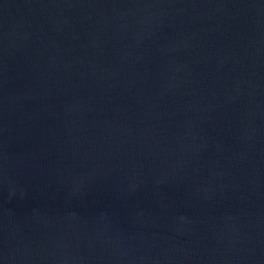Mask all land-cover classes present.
<instances>
[{"label":"water","instance_id":"water-1","mask_svg":"<svg viewBox=\"0 0 264 264\" xmlns=\"http://www.w3.org/2000/svg\"><path fill=\"white\" fill-rule=\"evenodd\" d=\"M0 264H264V0H0Z\"/></svg>","mask_w":264,"mask_h":264}]
</instances>
